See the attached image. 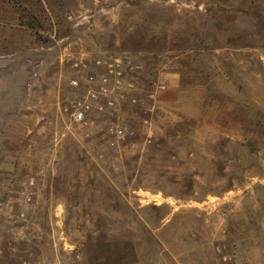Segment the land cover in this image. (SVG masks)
I'll return each mask as SVG.
<instances>
[{
  "label": "rangeland",
  "instance_id": "374dc122",
  "mask_svg": "<svg viewBox=\"0 0 264 264\" xmlns=\"http://www.w3.org/2000/svg\"><path fill=\"white\" fill-rule=\"evenodd\" d=\"M0 264H264V0H0Z\"/></svg>",
  "mask_w": 264,
  "mask_h": 264
},
{
  "label": "built area",
  "instance_id": "2783aa9c",
  "mask_svg": "<svg viewBox=\"0 0 264 264\" xmlns=\"http://www.w3.org/2000/svg\"><path fill=\"white\" fill-rule=\"evenodd\" d=\"M104 65L107 74L114 80H117L121 76L122 61L119 58H113L111 61L105 62ZM74 84H76V82H74ZM105 91V89H102V93H106ZM89 98L95 100L97 99V96L93 91H90L86 98L79 99L73 105V116L75 120L82 121L85 119L86 114L91 109V106L88 103ZM120 132L121 131H119V133Z\"/></svg>",
  "mask_w": 264,
  "mask_h": 264
}]
</instances>
